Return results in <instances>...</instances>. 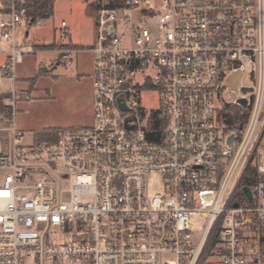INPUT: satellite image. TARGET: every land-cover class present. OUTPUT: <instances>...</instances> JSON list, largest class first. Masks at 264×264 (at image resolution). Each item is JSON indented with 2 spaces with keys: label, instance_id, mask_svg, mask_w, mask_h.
Listing matches in <instances>:
<instances>
[{
  "label": "built area",
  "instance_id": "2783aa9c",
  "mask_svg": "<svg viewBox=\"0 0 264 264\" xmlns=\"http://www.w3.org/2000/svg\"><path fill=\"white\" fill-rule=\"evenodd\" d=\"M19 2L0 11L10 43L0 86L12 82L0 264H264V148L252 149L264 111V0H95L93 123L29 143L16 125V67L27 51L15 34L41 20ZM58 35L67 37L65 21ZM63 51L58 64L70 65L75 49ZM154 88L151 110L143 95ZM231 104L249 117L228 143L237 132L219 112ZM249 163L258 178L244 185L250 198L244 186L238 197ZM196 217L206 219L197 242ZM75 220L71 239L49 238Z\"/></svg>",
  "mask_w": 264,
  "mask_h": 264
},
{
  "label": "rangeland",
  "instance_id": "374dc122",
  "mask_svg": "<svg viewBox=\"0 0 264 264\" xmlns=\"http://www.w3.org/2000/svg\"><path fill=\"white\" fill-rule=\"evenodd\" d=\"M10 0L7 6H4L2 10H7L9 6L12 4ZM94 1V0H93ZM92 2V0H91ZM83 3L81 0H56L54 5V14L50 17H47L39 24H31L29 26L30 38L36 42H44L51 35V26L53 24L58 25L62 18L67 20H71L73 24L77 23V27L79 32L83 34H88L89 25L87 23L90 22V19H86L83 15ZM86 13L88 15H92L88 7L86 6ZM84 18V19H82ZM32 41V47L34 50L36 49H52L55 50L56 57L49 58L45 61L44 64H38V70L34 76L27 79V83H25L24 88L16 87L18 93L22 96L20 100H27L25 108L17 118L16 121L26 126L25 129H31L32 127L46 128V132L52 133L58 130L59 128H63V126L68 127L67 125L71 124L75 119H77L80 115V118H83L85 115L87 116L86 121L88 122L91 117V110L88 106L87 101V92L85 96H80L78 100H69L74 96V87L75 84L72 81V74L74 72V66L71 63L70 65H58L59 58L61 54L64 52V48H72L76 49L72 46L66 45L62 46L60 44L51 43V44H38ZM38 57L37 61H42ZM43 68L39 70V67ZM59 66V74L57 77V67ZM57 77V78H56ZM241 73L233 74L232 77L228 80L229 89L238 90L240 84ZM57 79V81H55ZM49 81H54L50 83ZM49 84L50 91L55 96H49L47 94L46 89H40L45 84ZM86 88V87H85ZM52 89V90H51ZM5 98L10 96V93L6 90L4 95ZM46 97V98H45ZM48 98V99H47ZM159 92L157 89H153L152 91L145 92L143 95V104L147 109H157L159 107ZM18 101V103H19ZM7 102V100H6ZM18 103L16 104V110L18 111ZM239 109V110H238ZM10 107L7 105V113L1 118L0 117V145L1 147H5L8 142V134L1 131L9 128L10 125L5 122V117H8L11 113ZM233 118H239L244 115L243 109H240L236 105H227L225 108L220 110L219 115L221 116V124L224 126L226 132L232 131L230 125L227 127L224 124V120L226 118V114ZM227 116V117H228ZM85 119V117L83 118ZM262 123L258 125L257 128V139L253 145L252 149L261 150L264 148V111L262 114ZM85 122V121H84ZM48 127V128H47ZM33 139L30 134H27L25 138V143L31 142ZM258 141V143H257ZM250 155L247 156L246 162ZM261 179L264 181V174L261 175ZM67 182L63 180V184ZM149 184L151 188H157L159 184V178L156 175L149 177ZM196 226L193 229L194 241L197 242L200 238L204 230V224L206 223V219L201 217L195 218ZM78 222L75 220L71 223L73 231L62 230L60 228L50 230L51 236L53 240H68L71 239L76 234V224ZM264 232V229L261 230V233ZM212 256V255H211ZM210 259L216 260L214 263L210 264H218V258L216 256L210 257ZM209 262V261H208ZM204 262V263H208ZM45 264H55L51 261H46ZM56 264H88L87 262L83 263H66V262H57ZM209 264V263H208Z\"/></svg>",
  "mask_w": 264,
  "mask_h": 264
},
{
  "label": "crops",
  "instance_id": "0c3cea01",
  "mask_svg": "<svg viewBox=\"0 0 264 264\" xmlns=\"http://www.w3.org/2000/svg\"><path fill=\"white\" fill-rule=\"evenodd\" d=\"M56 1V0H55ZM55 1L53 3V13L54 14V5ZM83 3V15L87 19H90V22L87 23L89 25V31L88 34H83L82 32H79V29L77 27V23L73 24L72 21L69 19L62 18L59 22L58 25L53 24L51 26V35L50 37L45 40L44 42H36L34 40H31L30 38V32H29V27H21L15 34V40L18 43V45L25 51H27L24 54L23 61L17 64L16 67V81H15V86L24 88L25 83H27V79L31 78L34 76L38 70V64L42 65L45 63L46 60L49 58H54L56 57V51L52 49H36L32 47V41L34 43L38 44H51V43H56L60 44L62 46H72L75 49L72 65L74 66V72L72 74V81L75 84V91H74V96L71 97L69 100H78L80 96H85L86 92L88 97L86 98L88 101V106L90 108L91 112V117L90 120L87 122L86 121V115L84 116L85 119L80 118V115L77 119H75L71 124L67 125L69 126H89L93 123V73H94V63H93V52L91 50L92 45L94 43V15H88L86 13V6L90 3H94L96 5L95 0L91 2V0H81ZM10 0H0V11H2L4 6H7L9 4ZM51 18V17H50ZM84 19V18H82ZM62 21L66 22V28H67V37L64 39H60L58 35V29L60 27V23ZM10 49V43L3 39L0 34V63L5 61L8 55V50ZM33 49V51H31ZM38 57L40 59H43L42 61H37ZM59 66L62 64H58ZM59 66L57 67L56 71L57 77L60 76L59 74ZM43 67L40 66L39 70H41ZM56 77V78H57ZM57 81V79L55 80ZM50 83H53L54 81H49ZM12 85V82L10 80H7L2 86H0V117L2 118L6 113H7V98H5L4 93L5 91L9 89V87ZM49 84H45L40 89H46L47 94L49 96H55L52 94L53 92L50 91V86ZM86 87V88H85ZM52 90V89H51ZM46 98V97H45ZM48 99V98H47ZM27 100H20L18 103V111L16 112V116L22 114ZM17 120V119H16ZM85 121V122H84ZM16 125L19 129L24 131L25 133V138L27 134H30L33 138H36V134L38 132H41L43 130H46V128H31V129H25L26 126L22 127L21 123L16 121ZM66 127V126H63ZM48 128V127H47ZM9 128L1 130L5 133L8 134V139L10 136Z\"/></svg>",
  "mask_w": 264,
  "mask_h": 264
},
{
  "label": "trees",
  "instance_id": "16d2710c",
  "mask_svg": "<svg viewBox=\"0 0 264 264\" xmlns=\"http://www.w3.org/2000/svg\"><path fill=\"white\" fill-rule=\"evenodd\" d=\"M55 0H22V2H19L18 4L20 6H24L27 8L28 13L32 19H40L43 20L47 17H50L53 13V3ZM88 9L93 12V14L96 13V5L92 2L88 5ZM239 107V106H238ZM240 108V107H239ZM243 109V108H240ZM239 110V109H238ZM244 115L233 119L229 117L226 113V118L223 121L224 124L228 127L230 125V128H232V131L240 132L242 128L245 127L248 117H249V109H243ZM228 116V117H227ZM48 132L46 130H43L41 132H38L36 134L37 139H44L48 137ZM257 172L256 169L251 163L248 164L247 168L245 169L242 177L239 180V184L237 186V192L236 195L239 197V195L242 192V187L244 185H250L252 182L257 180ZM203 264V262L201 263Z\"/></svg>",
  "mask_w": 264,
  "mask_h": 264
},
{
  "label": "water",
  "instance_id": "95a60500",
  "mask_svg": "<svg viewBox=\"0 0 264 264\" xmlns=\"http://www.w3.org/2000/svg\"><path fill=\"white\" fill-rule=\"evenodd\" d=\"M238 102H239L243 107H246V106H247V100L244 99V98L239 99ZM240 136H241V133H237L236 135H235V134H231V135L228 137L227 142H228V143H232L233 140H234L235 138L238 139V138H240ZM243 191L247 194L248 198L251 197V194H250V192H249V188H248L247 186H244V187H243Z\"/></svg>",
  "mask_w": 264,
  "mask_h": 264
}]
</instances>
